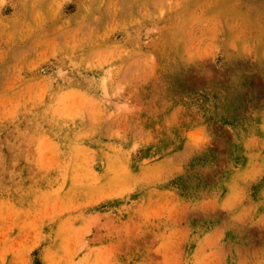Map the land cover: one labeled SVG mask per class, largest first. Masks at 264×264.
<instances>
[{
    "label": "rangeland",
    "instance_id": "rangeland-1",
    "mask_svg": "<svg viewBox=\"0 0 264 264\" xmlns=\"http://www.w3.org/2000/svg\"><path fill=\"white\" fill-rule=\"evenodd\" d=\"M0 264H264V0H0Z\"/></svg>",
    "mask_w": 264,
    "mask_h": 264
}]
</instances>
